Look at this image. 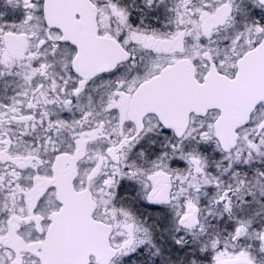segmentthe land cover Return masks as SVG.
I'll list each match as a JSON object with an SVG mask.
<instances>
[{"label": "snow or ice", "instance_id": "snow-or-ice-1", "mask_svg": "<svg viewBox=\"0 0 264 264\" xmlns=\"http://www.w3.org/2000/svg\"><path fill=\"white\" fill-rule=\"evenodd\" d=\"M0 264H264V0H0Z\"/></svg>", "mask_w": 264, "mask_h": 264}]
</instances>
